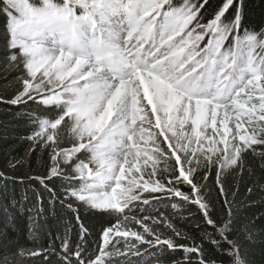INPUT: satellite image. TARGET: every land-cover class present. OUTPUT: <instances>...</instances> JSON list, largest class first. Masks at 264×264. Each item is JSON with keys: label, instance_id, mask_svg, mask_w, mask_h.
<instances>
[{"label": "snow or ice", "instance_id": "6c2138e0", "mask_svg": "<svg viewBox=\"0 0 264 264\" xmlns=\"http://www.w3.org/2000/svg\"><path fill=\"white\" fill-rule=\"evenodd\" d=\"M0 18V105L29 129L0 172V264L264 252V10L256 24L247 0H0ZM16 219L31 248L7 240Z\"/></svg>", "mask_w": 264, "mask_h": 264}, {"label": "trees", "instance_id": "16d2710c", "mask_svg": "<svg viewBox=\"0 0 264 264\" xmlns=\"http://www.w3.org/2000/svg\"><path fill=\"white\" fill-rule=\"evenodd\" d=\"M249 5V18L253 23H260L262 18V10H264V0H247ZM4 23L3 18H0V26ZM15 74L9 73L8 80H11ZM5 73L3 70V65L0 64V94L6 91V84L8 83L5 80ZM29 134V129L25 126L23 122L18 120V118L14 115L13 112L9 111L5 106L0 105V172H7L8 174H13L12 170L7 167V162L12 157H20L23 156L25 149L27 147L28 141H21L20 137L26 136ZM9 150L11 151V155H9ZM45 161L47 157H44ZM174 163V161H173ZM258 166V165H257ZM31 168L33 170H43L40 169L37 161L35 158L31 159ZM19 175L21 173H15ZM211 186H215V172H213L210 176ZM11 183V182H10ZM229 183H231V178H229ZM251 186V185H249ZM16 195L19 198L21 187L17 184L16 185ZM182 190L187 192L189 191V187L187 185L182 186ZM246 189H242L241 192V199L244 198V193ZM259 189H257V193ZM256 206L252 209V213L259 215L260 211L264 210L261 209L260 201L261 197L257 194L255 197ZM161 210L164 209L165 206L161 205ZM192 208V216L196 217V219L192 220L190 223L195 224L198 223L200 220L199 210L193 205ZM167 210L172 212L173 209L171 208V204L167 205ZM185 216L189 214L187 212L184 213ZM5 217L0 211V229L4 227ZM86 223L89 224L92 228L94 233L99 231V227L104 221L98 219L89 218L86 220ZM55 235V233H52ZM52 236L45 233L42 237L41 242L44 244L45 247L49 243H51ZM0 240H5L4 237L0 236ZM7 240L8 241H19L20 243L24 244L26 248H31L32 244L30 239L27 236V228H26V221L24 219H16L10 223V226L7 229ZM6 242V241H5ZM92 241H90L91 243ZM56 243L58 244L59 241L57 240ZM259 242H257V246L254 247L250 253L249 259L252 261V264H264V252H262L261 247L258 246ZM4 248L0 247V255L3 254ZM182 255V253H181ZM35 264H39V261L36 260Z\"/></svg>", "mask_w": 264, "mask_h": 264}]
</instances>
